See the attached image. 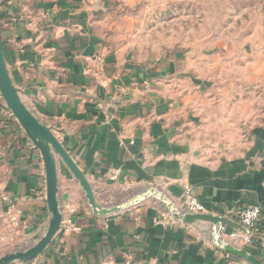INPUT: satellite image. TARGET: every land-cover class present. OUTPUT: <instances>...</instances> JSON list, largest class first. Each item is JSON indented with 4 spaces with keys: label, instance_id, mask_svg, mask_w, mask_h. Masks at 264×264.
<instances>
[{
    "label": "crops",
    "instance_id": "1",
    "mask_svg": "<svg viewBox=\"0 0 264 264\" xmlns=\"http://www.w3.org/2000/svg\"><path fill=\"white\" fill-rule=\"evenodd\" d=\"M29 7L12 0L0 8L12 82L84 173L97 203L121 210L95 215L60 161V232L42 255L13 264H251L219 246L210 222L188 224L174 213L189 185L204 214L236 224L240 210L259 206L264 236V147L230 162L199 157L178 139L154 77L146 84L135 66L103 52L83 30L72 1L42 5L38 18ZM97 54L105 59L100 69L92 59ZM100 102L106 111L97 107ZM46 189L40 151L0 106V259L27 250L46 233ZM69 221L77 232L67 231ZM236 233L227 227L221 239L264 263V240L248 247L231 237ZM22 245L26 249H17Z\"/></svg>",
    "mask_w": 264,
    "mask_h": 264
},
{
    "label": "rangeland",
    "instance_id": "2",
    "mask_svg": "<svg viewBox=\"0 0 264 264\" xmlns=\"http://www.w3.org/2000/svg\"><path fill=\"white\" fill-rule=\"evenodd\" d=\"M68 1L103 52L146 84L154 77L178 139L199 157L230 162L264 147V0H13L36 18ZM0 106L12 115L1 93Z\"/></svg>",
    "mask_w": 264,
    "mask_h": 264
},
{
    "label": "water",
    "instance_id": "3",
    "mask_svg": "<svg viewBox=\"0 0 264 264\" xmlns=\"http://www.w3.org/2000/svg\"><path fill=\"white\" fill-rule=\"evenodd\" d=\"M0 93L6 106L12 113V116L17 120L19 125L26 132L29 139L35 147L40 151L46 171L47 179V204L51 213V221L46 233L25 251H15L9 253L0 259V264H13L18 261H30L42 255L51 245L54 238L60 232L63 223V214L60 209L58 199V173L59 162L62 161L67 169L71 172L74 178L79 182L81 188L85 192L86 199L95 215L108 216L121 210L116 208H103L97 203L92 186L84 173L75 164L70 154L60 143L53 132L45 126L24 104L21 99L18 89L12 82L7 64L4 57L3 40L0 27ZM174 216L184 223H193L195 221L210 222L214 227L219 228V233L222 234L227 227L234 228L242 233L246 230L239 224L233 223L229 219L212 216L207 214H181L174 213ZM256 240H264V236L255 235ZM227 253L245 260L251 264H264L256 257L250 255L243 249L235 248L234 246L223 241L218 242Z\"/></svg>",
    "mask_w": 264,
    "mask_h": 264
},
{
    "label": "built area",
    "instance_id": "4",
    "mask_svg": "<svg viewBox=\"0 0 264 264\" xmlns=\"http://www.w3.org/2000/svg\"><path fill=\"white\" fill-rule=\"evenodd\" d=\"M92 59L95 61V64L97 66V68H101L104 63H105V59L104 56L101 54H97L92 56ZM97 107L100 110H107V104L104 102H100ZM116 178V176H115ZM183 206L181 209L177 210L176 212H180L183 214H204L205 213V208L203 207V205L199 202L197 196L195 195L193 189L191 186L186 185L183 188ZM262 217V209L255 205V206H251L248 208H245L243 210H240L238 212V218H239V225L242 226L245 230L246 233H242L240 231H238L239 233L236 234H231V237L234 240H240L244 246H254L257 245V240L254 238L255 235H259L260 234V229H259V222L260 219ZM13 222H17V218L16 217H12ZM67 231H78V228L75 224L72 223V221H69L67 224ZM214 229H216V241L217 243L219 241H223L221 239V235L219 233V228L214 227ZM224 242V241H223ZM226 243V242H225Z\"/></svg>",
    "mask_w": 264,
    "mask_h": 264
},
{
    "label": "trees",
    "instance_id": "5",
    "mask_svg": "<svg viewBox=\"0 0 264 264\" xmlns=\"http://www.w3.org/2000/svg\"><path fill=\"white\" fill-rule=\"evenodd\" d=\"M1 19H2V18H1V16H0V21H1ZM7 112H8V111H7ZM260 243H261V242H259L258 244H260Z\"/></svg>",
    "mask_w": 264,
    "mask_h": 264
}]
</instances>
